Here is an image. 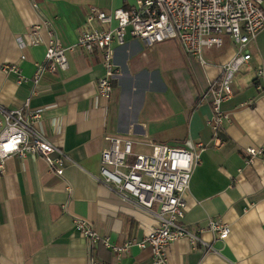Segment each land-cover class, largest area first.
I'll use <instances>...</instances> for the list:
<instances>
[{
    "label": "crops",
    "instance_id": "1",
    "mask_svg": "<svg viewBox=\"0 0 264 264\" xmlns=\"http://www.w3.org/2000/svg\"><path fill=\"white\" fill-rule=\"evenodd\" d=\"M136 4L0 0V104L17 108L30 97L32 107L41 110L37 130L73 160L61 177L39 155L7 160L0 175V264H91V259L151 264L150 248L135 245L118 256L103 244L91 247L75 228L76 217L86 218L102 236L123 244L142 239L158 224L94 178L109 145L107 135L145 144L182 146L188 139L205 144L186 193L185 217L186 227L199 231L202 241L196 248L187 238L170 243V264H264V30L247 46L251 59L234 76L232 96L222 104L227 117L216 131L209 87L236 53L230 38L215 53L207 50L206 63L187 54L178 40L153 46L133 37L123 45L115 41L120 74L109 100L98 93L104 74L98 49L87 54L77 46L67 51L68 69L45 72L37 86L32 82L35 63L44 60L52 40L68 47L84 27L116 25L88 24L92 7L110 13ZM35 26H41L37 45L30 37ZM21 38L29 45L23 46ZM4 64L19 66L26 80L5 73ZM248 147L262 148L263 154L251 158ZM211 220L229 225L225 239L209 228Z\"/></svg>",
    "mask_w": 264,
    "mask_h": 264
},
{
    "label": "built area",
    "instance_id": "2",
    "mask_svg": "<svg viewBox=\"0 0 264 264\" xmlns=\"http://www.w3.org/2000/svg\"><path fill=\"white\" fill-rule=\"evenodd\" d=\"M95 21L103 24L115 22L116 25L110 28L84 27L77 43L68 47L52 40L44 60L35 63L32 78L35 86L45 72L68 69L67 51L80 46L87 54H93L98 49L102 52L104 66V74L98 79V93L109 100L114 93V81L120 74L114 57L115 41L123 45L127 37H133L153 46L178 40L187 54L206 63L202 55L204 49L223 47L226 39L230 38L237 47L236 53L221 65V76L209 87L214 109L212 127L216 131L227 117L222 104L232 96L234 76L251 59L247 46L264 30V0H137L131 9L118 8L110 13L92 7L87 23ZM43 24L49 25V21L45 20ZM40 29L41 26H35L30 33L34 45L42 41ZM20 41L23 46L29 45L22 38ZM3 71L16 73L18 82L26 80L15 64H4ZM258 86L261 87L260 84ZM30 100L27 98L17 108H6L0 104V175L5 172L9 158L39 155L52 172L61 177L66 163L73 160L64 149L37 130L41 110L33 108ZM105 138L109 145L101 152L100 172L94 178L123 201L154 216L158 224L142 239L127 240L123 244L113 242L110 236H102L86 218L76 217L75 228L89 240L91 247L103 244L118 256L128 253L135 245L141 249L150 248L151 264H170L166 248L179 239L187 238L196 248L202 239L199 231H190L186 227V193L205 144L192 139L186 140L182 146H171L166 143L145 144L116 135ZM136 145H148L151 152H137ZM247 151L251 158L263 154L262 148L248 147ZM208 225L217 238L225 239L230 233L229 225L220 221L211 220ZM210 249L214 247L208 245ZM91 264L107 263L91 259Z\"/></svg>",
    "mask_w": 264,
    "mask_h": 264
},
{
    "label": "rangeland",
    "instance_id": "3",
    "mask_svg": "<svg viewBox=\"0 0 264 264\" xmlns=\"http://www.w3.org/2000/svg\"><path fill=\"white\" fill-rule=\"evenodd\" d=\"M211 49H212V51H214V53L217 51L216 50L217 48H215V47L214 48H210V49L205 48L204 51H203V53H202V55H203V57H204L205 60L208 59L207 50H211ZM208 52H210V51H208ZM138 140H141L142 141V140H144V138L143 139L138 138ZM169 145H171V146H178L179 144L171 143ZM135 148H136V151L137 152H142V153H150L151 152V147H148V146L136 145Z\"/></svg>",
    "mask_w": 264,
    "mask_h": 264
}]
</instances>
